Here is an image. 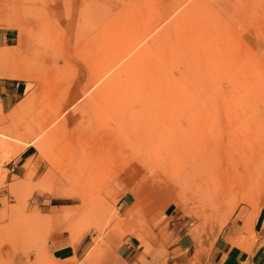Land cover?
<instances>
[{"label":"rangeland","instance_id":"374dc122","mask_svg":"<svg viewBox=\"0 0 264 264\" xmlns=\"http://www.w3.org/2000/svg\"><path fill=\"white\" fill-rule=\"evenodd\" d=\"M111 1L0 0V80H20L29 88L10 111L0 112V192L5 191L0 195V264H12L13 258L20 257L26 264H49L48 234L62 231L73 238L80 227L87 228L81 235L87 245L82 261L88 264H102L107 252L104 237L109 234L130 239L137 252L129 264H208L212 242L227 225L234 226L235 240L243 239L234 244L246 250L254 241L264 246V0H205L207 10L198 13L184 31L190 36L186 55L193 56H185L187 66L180 78L185 81L179 79L177 94L173 91L162 98L149 92V101L146 92L145 96L138 92L130 95L132 99L123 96V102L113 89L92 108L100 82L78 95L51 125L64 95L75 93V85L89 76L92 55L112 46L126 55L137 47H150L152 36L136 46L128 39L136 33L138 22L159 15L160 25L152 31L158 34L200 0H185L164 17L169 0H132L130 21L113 28L105 22V16L116 11ZM215 12L223 21L217 20ZM208 15L211 23H206ZM213 22L228 28L226 50L230 45L239 50L219 52L220 47L209 39L211 47L205 53ZM202 35L205 38H198ZM249 59L258 61L263 71L244 70ZM205 63L212 64L204 70ZM169 72L176 78L175 68ZM121 128L131 138L138 134L139 145L133 147L131 139L116 147L120 135L113 140L111 136ZM107 145L117 148L115 157L106 159L108 166L105 160L97 167L94 147ZM26 146L31 155L20 168L7 170ZM137 146L141 153L136 152ZM49 204L60 207L49 208ZM63 208L61 220L55 221L51 215ZM184 233L191 236L192 245L184 253L176 252L171 243Z\"/></svg>","mask_w":264,"mask_h":264},{"label":"bare ground","instance_id":"6f19581e","mask_svg":"<svg viewBox=\"0 0 264 264\" xmlns=\"http://www.w3.org/2000/svg\"><path fill=\"white\" fill-rule=\"evenodd\" d=\"M96 1V0H95ZM114 3L111 1L114 9H116L115 13L114 14H110L108 13V17L105 16V22L107 20V24L110 28H113V27H117L118 25H120L123 21H126V22H129L130 19L128 18V14L129 12H132L131 10L134 9V5L132 4V0H123L122 2H117V0H113ZM119 1V0H118ZM225 1V0H224ZM255 1V0H254ZM116 2L118 3V7H116ZM185 2V0H169L168 3H169V7H167L166 9L164 8L163 9V17L165 15H169L171 12H174L177 8H179L183 3ZM197 2V1H196ZM218 2V1H217ZM221 2V1H220ZM228 3V0L226 1ZM232 2V1H231ZM240 2V1H239ZM242 2V1H241ZM253 2V1H252ZM264 2V1H263ZM97 2H94L93 4H95ZM105 3V2H104ZM192 3V2H191ZM216 3V2H214ZM213 3V4H214ZM219 3V2H218ZM233 3V2H232ZM231 3V4H232ZM245 3V2H244ZM258 3H259V0H258ZM190 4V3H189ZM223 4V3H222ZM221 4V5H222ZM226 4V3H225ZM243 4V3H242ZM116 5V6H115ZM140 5V4H139ZM212 5V4H211ZM228 5V4H227ZM93 6V5H92ZM109 6V5H108ZM189 8H187L186 10H182L181 13L179 14V16L176 18V16L173 18L174 20L171 21L170 23H167V26L165 28H163V30L158 33V34H155L153 35L152 34V31L158 26L160 25V22H161V17H158L157 16V19H153V18H150L148 19V17L146 19H143L141 20L140 22H138V24L136 25L135 29H136V33H134L133 35H130L128 39H130V37L132 38V41H133V45L136 46L137 44H139L145 37L149 36L151 37L152 39V44L150 45V47H144L140 50H138V47L133 51L131 52L130 54L126 55L124 52L121 51V49L118 47V46H112V47H108L106 49H103L102 51V54H98L97 52L92 55L91 57V66L89 67V71H87V73L89 72V76L86 75V77L82 80H80V83L79 85H75V89H76V92H70L71 94L69 95H64V98H65V101L63 102V104L60 106V108L58 109V111L53 115V117L51 118L50 120V124L53 125L52 123H56L59 119V115L61 116L62 112H63V109L70 103H72L77 97L78 95H81V94H85L88 92V89L90 88V85H93V84H96V83H100L101 82V86L99 87V92H96L94 96H92V99H94L92 102H90V107L93 108V106L96 104V103H99L100 101H105V97L107 96V94H110L111 91H113V89L115 90V92H117L116 95V98H121V100L125 99L124 97H126V99L131 98L130 95H132L133 93H141L142 96H145V94L149 93V92H153L156 93L158 92L159 94H161L162 98L166 97L167 93H171L173 91H176L175 93L177 94V92L179 91V79L181 78V75L182 72L185 71V66H187V64L184 66L183 63H187V58L185 56H189L188 54L186 55V52H185V44L187 45V42L189 41V38L190 36L187 35V34H184V31L186 29V27L190 28L189 26H192V25H189V23L193 20V18L195 16H198L200 12H203V11H206L207 10V3L205 0H200L198 3H194V5L191 6L188 5ZM217 6V5H216ZM214 6V8L216 7ZM219 6V5H218ZM234 6V4H233ZM94 7V6H93ZM246 7V6H245ZM252 7V6H251ZM97 8V6L95 7ZM103 8V7H102ZM108 8V7H107ZM226 8V7H225ZM233 8V7H232ZM94 9V8H93ZM106 9V8H105ZM110 9V7H109ZM211 9V8H210ZM217 11H218V8H215ZM220 10V9H219ZM227 10V9H226ZM249 10V9H248ZM93 11V10H92ZM107 11V9L105 10V12ZM110 11V10H109ZM230 11V10H229ZM234 11V10H233ZM240 11V10H239ZM247 11V10H246ZM22 12V11H21ZM95 13V11H93ZM99 12V11H98ZM180 12V11H179ZM219 12V11H218ZM223 12V11H222ZM228 12V11H227ZM232 12V11H231ZM245 12V11H244ZM104 13V12H103ZM107 13V12H106ZM220 13V12H219ZM225 13V12H224ZM102 14V13H101ZM216 16H217V13L215 12ZM212 13V16L215 15ZM235 14V13H234ZM241 14V13H240ZM250 14V13H249ZM98 15V14H97ZM105 15V14H104ZM178 15V14H177ZM223 15V13H222ZM225 15V14H224ZM227 15V14H226ZM232 15V13H231ZM230 15V17H231ZM147 16V15H146ZM202 16V15H201ZM216 16H213L216 17ZM245 16V15H244ZM102 17V16H101ZM211 16L208 15L206 21L208 20V18H210ZM218 17V16H217ZM233 17V16H232ZM237 17V16H236ZM262 17V16H261ZM92 18V16H91ZM95 18V17H94ZM93 18V19H94ZM108 18V19H107ZM199 18V17H198ZM219 18V17H218ZM217 20H222V19H218ZM241 18V17H240ZM163 19V18H162ZM202 19V18H201ZM233 21H234V18H232ZM231 19V20H232ZM243 19V18H242ZM247 19V18H246ZM197 20V19H196ZM200 20V19H199ZM225 20V19H224ZM230 20V21H231ZM239 20V19H237ZM257 20V19H256ZM263 20V19H262ZM198 21V20H197ZM213 21V20H212ZM212 21L208 20L206 23H211ZM216 21V20H215ZM223 21V20H222ZM261 21V20H260ZM95 22V21H94ZM236 22V21H235ZM258 22V21H257ZM93 23V22H92ZM104 23V22H103ZM195 23V22H194ZM222 23V22H221ZM237 23V22H236ZM240 23V22H239ZM242 23L244 24V20L242 21ZM261 23V22H260ZM112 24V25H110ZM214 24V25H213ZM213 26H215L214 30L212 28V30L210 31V33L208 34H211L210 36L208 35L207 38L203 37H200L198 36V38H205V42H204V50H205V53L208 52V49L211 47V45H209V39L211 40L210 41V44L211 42H213L214 40V43L217 44L216 46L220 47V49H218L219 52H222L224 53V51H226L225 53L227 52H233L235 50H239L240 48H238L237 46H231L230 45V49L229 50H226V48L228 47L229 45V40H227L228 38H225V34L227 33V31L225 32L224 30L228 29L226 27V29H223L221 28L222 26L220 25V22H213ZM223 24V23H222ZM234 24V23H233ZM247 24V23H246ZM255 24V23H254ZM219 25V26H218ZM229 25V24H228ZM226 25V26H228ZM123 26V25H122ZM122 26L119 27V33H120V30H122ZM225 26V25H224ZM230 26V25H229ZM241 26V25H240ZM256 26H259V25H256ZM99 27V26H98ZM102 27V26H101ZM163 27V26H162ZM208 27V26H207ZM206 27V28H207ZM261 27V25H260ZM264 27V26H263ZM200 28V27H199ZM245 28V27H244ZM254 27H252L253 29ZM208 29V28H207ZM221 29H223L221 31ZM230 29V28H229ZM236 28L234 27V30ZM241 29V28H240ZM246 29V28H245ZM256 29V28H255ZM254 30V29H253ZM231 31V30H230ZM246 31V30H245ZM208 32V31H207ZM96 33V32H95ZM99 33V31L97 32V34ZM201 33V32H200ZM239 33V32H238ZM244 33V31H243ZM256 33V32H254ZM263 33V32H262ZM228 34V33H227ZM231 34V33H229ZM235 34V33H234ZM252 34V33H251ZM259 34V33H258ZM261 34V33H260ZM236 35V34H235ZM231 36V35H230ZM229 36V38H231ZM238 36V35H237ZM250 36V35H249ZM264 36V35H263ZM197 37V36H195ZM227 37V35H226ZM239 37V36H238ZM237 37V38H238ZM262 37V34L261 36ZM121 38V36H120ZM237 38H234L237 39ZM240 38V37H239ZM243 39V38H241ZM249 39V38H248ZM227 40V41H225ZM233 40V38L231 39ZM126 41V40H125ZM123 41V42H125ZM236 41V42H235ZM234 43H238L237 40H235ZM245 41V40H243ZM103 42V41H102ZM92 39H91V44H92ZM120 43V42H119ZM228 44V45H225V44ZM231 43H233L231 41ZM230 43V44H231ZM143 44V43H142ZM93 45V44H92ZM91 45V46H92ZM128 45V44H127ZM189 45V43H188ZM240 45V44H239ZM243 45V44H241ZM111 46V45H110ZM145 46V45H144ZM125 47H129L131 48L129 45L128 46H125ZM140 47V45H139ZM142 47V46H141ZM237 47V48H236ZM243 47V46H242ZM263 47V46H262ZM236 48V49H235ZM248 49V48H247ZM261 49V48H259ZM263 49V48H262ZM242 50V48H241ZM128 51V50H127ZM196 51H199V50H196ZM215 51V50H214ZM213 51V52H214ZM192 52V51H191ZM238 52V51H236ZM235 52V53H236ZM244 52V51H243ZM195 53V51L193 52V54ZM201 53V52H200ZM209 53V52H208ZM134 54V55H133ZM196 54V53H195ZM202 54V53H201ZM212 54V53H211ZM229 54V53H228ZM133 55V56H132ZM260 55V54H258ZM95 56V57H93ZM126 56V57H125ZM132 56V57H131ZM190 56H193V55H190ZM197 56V54L195 55ZM200 56V54H199ZM203 56V55H202ZM219 56V55H218ZM224 56V55H223ZM225 56H227L225 54ZM244 56V55H243ZM125 57V58H124ZM130 58L129 61H127L126 63H123V65L119 66L121 64V62L126 59V58ZM201 57V56H200ZM236 57V56H234ZM245 57V56H244ZM124 58V59H123ZM189 58V57H188ZM199 58V57H198ZM204 58V57H203ZM202 58V59H203ZM220 58V57H219ZM227 58V57H226ZM261 58V57H259ZM190 59V58H189ZM193 58H191L190 60L191 61H194L195 60H192ZM195 59V58H194ZM254 59V58H253ZM262 59V58H261ZM120 61V62H119ZM196 61H198L196 59ZM201 61V60H200ZM198 61V62H200ZM210 62L213 61V60H209ZM209 61H207V63H209ZM119 62V64H117ZM206 62V61H205ZM223 62H225L223 60ZM258 62V61H257ZM256 62V60H250L247 61V63L244 65V70H246L247 72H260V71H263L262 69L263 68H258V63ZM260 62V61H259ZM189 63V62H188ZM202 63V62H201ZM207 63H205L204 65V70H206V68H208V66H210L211 64L207 65ZM118 65V66H117ZM181 65V67H180ZM198 65H200L201 67V64L198 63ZM189 66H190V63H189ZM203 66V65H202ZM263 66V65H261ZM193 67V65H192ZM196 67L198 68V66L196 65ZM195 67V68H196ZM225 67V66H224ZM117 68V69H116ZM171 68H175L177 70V76L176 78L173 77V75L169 72V70ZM194 68V69H195ZM221 68V67H220ZM229 68V67H228ZM189 69V68H188ZM203 69V68H202ZM212 69V68H211ZM210 69V70H211ZM226 69V68H225ZM224 69V70H225ZM83 70V69H82ZM116 70L117 72H114L113 71ZM198 70V69H197ZM222 70V68H221ZM81 72V71H80ZM191 72V71H190ZM194 72V71H193ZM210 72V71H209ZM224 72V71H223ZM229 72V71H227ZM234 72V71H233ZM232 72V73H233ZM202 73V72H201ZM207 73V72H206ZM84 74V73H83ZM193 74V73H192ZM197 74V73H196ZM107 75H110L108 78H106ZM200 75V74H199ZM188 76V75H187ZM186 76V77H187ZM204 76V75H203ZM206 76H208L206 74ZM83 77V76H82ZM193 77V76H192ZM198 77V76H197ZM191 78V77H190ZM204 78V77H203ZM205 79V78H204ZM104 80V81H103ZM125 80V81H124ZM180 80H184V79H180ZM199 79H195V81H198ZM185 81V80H184ZM182 81V82H184ZM206 81V80H205ZM186 84V83H185ZM182 85V84H181ZM186 86V85H185ZM196 86V85H195ZM200 86H202V84L200 83ZM187 87V86H186ZM101 89V90H100ZM198 89V88H197ZM181 90V88H180ZM185 90V89H184ZM98 91V90H97ZM78 92V93H77ZM114 92V93H115ZM143 92H146L145 94ZM186 92V91H185ZM162 93L165 95L163 96ZM65 94V93H64ZM146 94V95H147ZM173 94V93H172ZM137 95V94H135ZM124 96V97H123ZM134 96V95H132ZM149 97V101L151 99L152 101V95L151 94H148ZM160 96V95H159ZM160 96V97H161ZM138 97V96H136ZM159 97V98H160ZM63 98V99H64ZM139 98V97H138ZM136 98V99H138ZM142 98V97H141ZM145 98V97H143ZM142 98V99H143ZM148 98V97H147ZM154 98V97H153ZM158 100L161 101L162 98H160ZM180 98V97H179ZM61 99V100H63ZM117 99H116V102H117ZM135 99V97H134ZM133 99V101H134ZM135 99V100H136ZM157 99V98H156ZM168 99V98H167ZM171 99V97H170ZM169 99V100H170ZM113 100V99H112ZM115 100V98H114ZM113 100V101H114ZM120 99H118L119 101ZM145 100V99H144ZM148 100V99H147ZM164 100V99H163ZM90 101V99H89ZM131 100H129L128 102H130ZM132 101V102H133ZM147 101V102H149ZM173 103H174V100H172ZM96 102V103H94ZM122 102V101H120ZM124 102V100H123ZM120 103V107H121V104ZM141 102V101H140ZM164 102V101H163ZM102 103V102H101ZM112 103H115V102H112ZM141 103H144L141 102ZM178 103V102H177ZM116 104V103H115ZM125 104H126V101H125ZM125 104L122 106L124 107ZM130 105V103H129ZM127 105V106H129ZM126 106V107H127ZM115 107V106H114ZM118 107V106H117ZM125 108H122V110L126 109ZM111 108V106H110ZM91 109V108H89ZM116 109V108H114ZM118 111V110H117ZM116 111V114L120 113L119 111L117 112ZM126 111V110H125ZM133 112V111H131ZM127 113H130V112H127ZM134 113V112H133ZM112 115V114H111ZM133 116V115H136L135 114H128V116ZM129 116V117H130ZM128 117V118H129ZM57 120V121H56ZM64 120V119H63ZM124 121V120H123ZM64 122V121H63ZM123 124V123H121ZM118 126V125H116ZM53 128V127H52ZM118 128V127H117ZM116 129V128H115ZM163 129V128H162ZM49 130V129H48ZM119 130V129H118ZM188 130V129H187ZM144 131V130H143ZM191 131V130H190ZM193 131V130H192ZM113 132V131H112ZM194 132V131H193ZM40 133V132H39ZM142 133V132H141ZM113 135L111 136L112 137V140L114 138H116L117 134L120 135L119 137V140L116 141L117 145L116 147H120V145L122 144L123 141H127V142H131V139H133V141L131 142V144H134L133 147H136V145H139V135L136 134L134 135L132 138L131 136H129L125 131L124 129H120L118 132H113L112 133ZM150 134V133H149ZM143 135V134H141ZM145 135V134H144ZM180 135V134H179ZM149 136V135H148ZM156 136V135H155ZM160 136V135H158ZM107 137V136H106ZM142 136H140L141 138ZM150 137V136H149ZM157 137V136H156ZM187 137V136H186ZM109 138V137H108ZM110 139V138H109ZM117 139V138H116ZM123 139V140H122ZM153 139H154V136H153ZM161 139V138H159ZM158 139V141H159ZM104 140V139H103ZM111 140V139H110ZM151 141V140H150ZM157 141V140H156ZM150 143V142H149ZM93 144H95V142L93 141ZM130 144V143H129ZM131 144L129 146H131ZM1 145V144H0ZM98 145V144H97ZM104 145V144H103ZM106 145V144H105ZM143 145H145L143 143ZM147 145V144H146ZM152 145V144H151ZM154 145V144H153ZM152 145V146H153ZM108 147H98V146H95L94 148H96V153H95V159L98 158L99 161L98 163L96 164L97 167L100 166L101 164H103L105 162V160L108 158L110 159L111 157L114 156L115 152H116V149L115 147H111L109 145H107ZM180 146V145H179ZM132 147V146H131ZM132 147V148H133ZM140 146H137V151L136 152H140V149H139ZM151 147V146H149ZM156 147V146H155ZM131 148V150H132ZM145 148V147H144ZM152 148V147H151ZM157 148V147H156ZM119 149V148H118ZM152 150H155V149H152ZM119 151V150H118ZM135 151V150H134ZM113 152V153H112ZM121 152V151H120ZM147 152V151H146ZM145 152V153H146ZM166 152V151H165ZM130 153V152H129ZM121 155V154H120ZM133 155V154H132ZM146 155V154H144ZM130 156V155H129ZM142 156V155H141ZM174 156V155H173ZM115 157V156H114ZM92 158V157H91ZM155 158V157H154ZM139 159V158H138ZM175 159H177L175 157ZM110 160H113V158H111ZM115 160V159H114ZM118 160V159H117ZM140 160V159H139ZM257 160V159H256ZM116 161V160H115ZM108 162V163H107ZM138 162V161H137ZM201 162V161H200ZM106 164H104V166H108L109 164V161L106 160ZM136 163V162H135ZM110 164L112 165V163L110 162ZM255 163H253L252 165H254ZM262 164V162H261ZM251 165V164H250ZM264 165V164H262ZM105 166V167H106ZM261 166V165H260ZM259 164L256 168H259L260 167ZM94 167V166H93ZM101 167V166H100ZM230 167V166H229ZM233 167V166H232ZM250 168H252V166H250ZM95 169V168H94ZM98 169V168H97ZM99 170V169H98ZM255 170V169H254ZM258 171V169H256ZM107 171V170H106ZM99 172V171H98ZM98 172H97V175H98ZM104 174L103 171H100ZM99 172V173H100ZM96 174V172H94ZM258 173V172H257ZM94 174V175H95ZM101 174V173H100ZM245 175L247 173H244ZM92 175V174H91ZM251 175V174H250ZM101 176V175H100ZM99 176V177H100ZM105 177V175H102V177ZM248 176V174H247ZM241 177V176H239ZM237 177V178H239ZM93 178V176H92ZM250 179V176L247 177V179ZM240 179V178H239ZM248 179V180H249ZM244 180V179H243ZM217 181V180H216ZM238 181V180H237ZM242 181V179L240 180ZM239 182V181H238ZM247 182V180H246ZM249 182V181H248ZM247 182V183H248ZM251 182V180H250ZM249 182V183H250ZM254 182V181H253ZM252 182V183H253ZM241 183V182H239ZM246 183V184H247ZM196 186V185H195ZM205 186V185H204ZM207 186V185H206ZM211 186V185H210ZM219 186V185H218ZM233 186V185H232ZM231 186V187H232ZM236 186V185H235ZM241 186V185H239ZM247 186V185H246ZM251 186V185H250ZM248 185V187H250ZM202 187V186H201ZM208 187V186H207ZM230 187V186H228ZM225 188V187H224ZM241 188V187H240ZM209 189V188H208ZM214 189H217V188H214ZM220 189V188H219ZM229 189V188H228ZM249 190V189H248ZM212 191V190H211ZM222 192V191H221ZM246 194V193H245ZM244 195V194H243ZM224 197V196H223ZM244 199V198H243ZM87 228L86 227H80L78 229V231L76 233H74L72 236H74L73 238L70 237V242L73 243L75 242L82 234V232L84 230H86ZM57 263V262H56ZM59 264H70V259H67V260H64L62 262H58Z\"/></svg>","mask_w":264,"mask_h":264},{"label":"crops","instance_id":"0c3cea01","mask_svg":"<svg viewBox=\"0 0 264 264\" xmlns=\"http://www.w3.org/2000/svg\"><path fill=\"white\" fill-rule=\"evenodd\" d=\"M28 87L25 82L15 79L0 80V112L7 113L16 103L27 93ZM31 155L30 146H26L19 152L9 163L7 170L13 171L18 169L24 160ZM5 191H1L0 195ZM60 207L56 204H49V208ZM66 207V206H63ZM61 212L54 213L51 216L55 221H60L59 216L63 213V209H58ZM59 218V219H58ZM264 220V219H263ZM257 222V220H256ZM255 222V223H256ZM238 238L234 226L227 225L214 238L208 253V264H264V246L256 241L253 242L249 249L246 250L234 242L243 241L242 237ZM85 235L80 236L75 242H70L68 234L62 231H52L46 238L47 262L49 264H59L60 262L70 259L73 264H88L82 261L84 254ZM104 242L107 247V252L102 258V264H123L135 261L134 257L137 251L130 243V239L122 240L116 235H106ZM176 252L184 253L192 245L190 235L184 233L178 236L174 243H171ZM30 259V258H29ZM173 261V260H172ZM57 262V263H56ZM12 264H26L22 257L13 258ZM173 264V262H168Z\"/></svg>","mask_w":264,"mask_h":264}]
</instances>
